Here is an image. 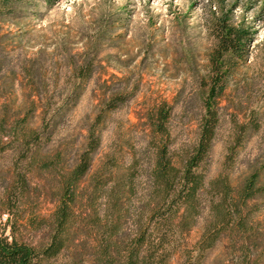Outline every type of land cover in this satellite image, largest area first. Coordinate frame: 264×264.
Masks as SVG:
<instances>
[{"label":"trees","instance_id":"16d2710c","mask_svg":"<svg viewBox=\"0 0 264 264\" xmlns=\"http://www.w3.org/2000/svg\"><path fill=\"white\" fill-rule=\"evenodd\" d=\"M27 3L0 0V19H9ZM207 27L214 42L199 81L194 141L184 151L174 150L173 106L160 102L143 114V147L132 150L126 165H121V153L109 154L93 169L108 118L134 97L133 88L114 76L110 85H102L76 154L50 147L57 127L97 73L95 50L68 61L67 72L54 79L51 90L34 65L27 68L29 96L36 101L22 116L6 107L0 115V158H12L0 178V220L5 216L2 228L7 230L0 229V264H172L177 254L176 264H204L221 243L229 248L231 264H264L253 220L264 207V166H253L235 184L224 172L232 169L236 149L258 131V114L250 112L236 124L223 171L209 180L203 174L227 77L249 61L250 34L225 14H213ZM33 175L41 181L37 186L31 184ZM38 198L53 206L47 217L37 213L31 199ZM199 222L198 240L183 246L184 236Z\"/></svg>","mask_w":264,"mask_h":264},{"label":"rangeland","instance_id":"374dc122","mask_svg":"<svg viewBox=\"0 0 264 264\" xmlns=\"http://www.w3.org/2000/svg\"><path fill=\"white\" fill-rule=\"evenodd\" d=\"M9 19H0V115L3 107L22 116L30 101L25 71L34 73L49 90L54 79L63 77L67 63L95 50L97 73L84 88L74 109L63 118L52 138V149H66L74 156L85 128L92 120L104 83L111 76L133 88L134 97L108 118L101 132V146L93 169L106 155L121 153V165L132 150L141 152L144 131L142 116L151 106L165 102L173 106L170 122L172 147L184 151L195 139L201 112L199 81L206 73V54L213 46L208 31L211 16L225 14L249 32V61L227 77L219 103V125L211 153L203 165L206 180L223 171L224 156L244 116L260 117L258 131L236 149L229 171L233 184L253 166H264V0H26ZM121 22H116L117 20ZM62 81V80H61ZM116 85L117 83L114 82ZM61 82L59 83V86ZM38 112L31 120L36 126ZM8 152V151H7ZM12 164L0 158V178ZM41 181L33 175L32 186ZM53 183V182H52ZM2 181L0 180V189ZM39 216L47 217L53 206L43 198L36 201ZM5 216L1 217L0 229ZM264 250V207L253 216ZM202 224L183 238V246L198 240ZM264 259V256H263ZM225 243L206 256L204 264H231ZM179 261L175 255L172 264Z\"/></svg>","mask_w":264,"mask_h":264}]
</instances>
